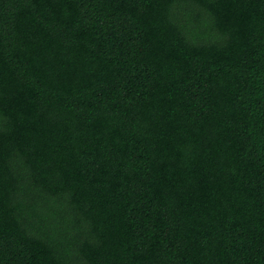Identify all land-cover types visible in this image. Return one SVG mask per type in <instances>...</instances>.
<instances>
[{
  "label": "trees",
  "instance_id": "trees-1",
  "mask_svg": "<svg viewBox=\"0 0 264 264\" xmlns=\"http://www.w3.org/2000/svg\"><path fill=\"white\" fill-rule=\"evenodd\" d=\"M0 264H264V0H0Z\"/></svg>",
  "mask_w": 264,
  "mask_h": 264
}]
</instances>
